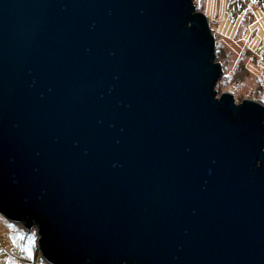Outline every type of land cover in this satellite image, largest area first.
<instances>
[{
    "label": "water",
    "instance_id": "1",
    "mask_svg": "<svg viewBox=\"0 0 264 264\" xmlns=\"http://www.w3.org/2000/svg\"><path fill=\"white\" fill-rule=\"evenodd\" d=\"M214 43L192 0H0V215L44 262L264 264V104Z\"/></svg>",
    "mask_w": 264,
    "mask_h": 264
},
{
    "label": "rangeland",
    "instance_id": "2",
    "mask_svg": "<svg viewBox=\"0 0 264 264\" xmlns=\"http://www.w3.org/2000/svg\"><path fill=\"white\" fill-rule=\"evenodd\" d=\"M195 11L208 18L214 38V60L221 65L222 78L214 89L219 97L229 93L236 103L249 99L264 104V0H192ZM0 215V264H47L39 255L37 239L25 245ZM30 232V233H31ZM29 253L32 259L29 258Z\"/></svg>",
    "mask_w": 264,
    "mask_h": 264
},
{
    "label": "flooded vegetation",
    "instance_id": "3",
    "mask_svg": "<svg viewBox=\"0 0 264 264\" xmlns=\"http://www.w3.org/2000/svg\"><path fill=\"white\" fill-rule=\"evenodd\" d=\"M16 232L19 233V234H21V232H23V230H22L21 228L18 227V229H16ZM20 239H21L22 241H24L22 244L25 245V242H26V241L23 240V236H22V235L20 236Z\"/></svg>",
    "mask_w": 264,
    "mask_h": 264
}]
</instances>
